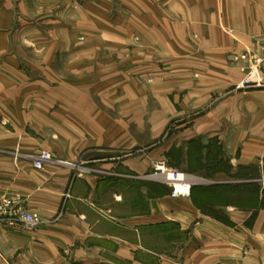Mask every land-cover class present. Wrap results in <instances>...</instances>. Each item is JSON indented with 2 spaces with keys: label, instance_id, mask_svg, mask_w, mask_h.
Masks as SVG:
<instances>
[{
  "label": "crops",
  "instance_id": "1",
  "mask_svg": "<svg viewBox=\"0 0 264 264\" xmlns=\"http://www.w3.org/2000/svg\"><path fill=\"white\" fill-rule=\"evenodd\" d=\"M263 46L264 0H0V264H264Z\"/></svg>",
  "mask_w": 264,
  "mask_h": 264
},
{
  "label": "built area",
  "instance_id": "2",
  "mask_svg": "<svg viewBox=\"0 0 264 264\" xmlns=\"http://www.w3.org/2000/svg\"><path fill=\"white\" fill-rule=\"evenodd\" d=\"M264 88V47L260 54L251 56L250 66L244 77L236 84L235 90H248ZM53 161V156L48 150L33 156V164L36 168L42 169L47 163ZM152 176L158 177L171 188L172 197H190L192 182L196 176L178 169L169 167L165 161H160L155 166V173ZM264 184V178H262ZM19 218L30 227H37L41 221L34 214L27 210L18 213ZM1 217V214H0Z\"/></svg>",
  "mask_w": 264,
  "mask_h": 264
},
{
  "label": "rangeland",
  "instance_id": "3",
  "mask_svg": "<svg viewBox=\"0 0 264 264\" xmlns=\"http://www.w3.org/2000/svg\"><path fill=\"white\" fill-rule=\"evenodd\" d=\"M34 20L37 21L36 19H34ZM23 31L24 30H22L21 32H23ZM39 31L40 30H34V33H33V34H35L34 36H39V34H38V33H40ZM261 51H262V49H261ZM261 51L260 52H257V53L254 52V55H251V56H255L257 54H260ZM250 60H251V57H250L249 61H247V70H248V68L250 66ZM247 70H246V72H247ZM246 72H245V74H246ZM235 86H236V84L230 90H228L226 92V94H231V93L236 92V91H245V90H235ZM255 89H264V88H255ZM248 90H250V89H248ZM172 129H173V126L172 125H169L167 127V129L164 131L163 135L155 143H162L163 141H167L168 138H169V136H170V134H171ZM223 160H224V165L223 166L227 170L229 168V165L231 164L230 163V158H228V157L226 158L225 157V158H223ZM160 161H165L169 167H172V168H175L176 167L175 169L178 168V170H180L181 168L187 169V167L188 168H191V165H192V163H190L191 161L184 157L183 152L180 153L177 149H173L171 152H168L166 154L165 159L160 160ZM157 163L155 164V166L157 165ZM180 171H182V170H180ZM182 172H186V171H182ZM153 173H155V168H154L152 174ZM186 173H189V172H186ZM197 177L202 178L200 175L197 176ZM155 178L159 179L158 177H155ZM262 178H264V175L263 176L262 175L261 176L258 175L257 178L255 179V181L258 182V183H262ZM159 180L161 182H163L161 179H159Z\"/></svg>",
  "mask_w": 264,
  "mask_h": 264
},
{
  "label": "trees",
  "instance_id": "4",
  "mask_svg": "<svg viewBox=\"0 0 264 264\" xmlns=\"http://www.w3.org/2000/svg\"><path fill=\"white\" fill-rule=\"evenodd\" d=\"M194 188H195V186H192V188H191V194H192V191H193Z\"/></svg>",
  "mask_w": 264,
  "mask_h": 264
},
{
  "label": "bare ground",
  "instance_id": "5",
  "mask_svg": "<svg viewBox=\"0 0 264 264\" xmlns=\"http://www.w3.org/2000/svg\"><path fill=\"white\" fill-rule=\"evenodd\" d=\"M155 177V176H154ZM192 182H195V178L194 179H192ZM195 184V183H194Z\"/></svg>",
  "mask_w": 264,
  "mask_h": 264
}]
</instances>
